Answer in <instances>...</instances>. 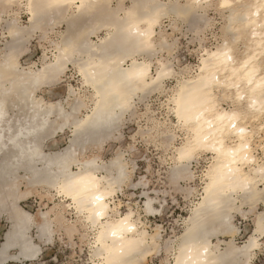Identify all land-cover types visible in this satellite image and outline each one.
Masks as SVG:
<instances>
[{
	"label": "bare ground",
	"instance_id": "bare-ground-1",
	"mask_svg": "<svg viewBox=\"0 0 264 264\" xmlns=\"http://www.w3.org/2000/svg\"><path fill=\"white\" fill-rule=\"evenodd\" d=\"M0 1V29L9 35L0 47V207L9 210L10 224L0 242V264L10 258L18 264L38 259L40 248L26 233L31 225L39 237L42 231H53L46 213L36 222L18 205L24 184L27 192L40 186L55 190L65 209L91 227V264H145L152 249L159 248L157 230L149 233L133 210L119 213L111 205L127 176L122 153L108 162L84 156L118 130L136 97L176 77L174 64L156 57L173 45L163 34L157 39L156 27L170 15L186 18L194 13L204 20L199 9L211 0H131L124 9L121 0L115 6L113 0ZM11 5L23 6L28 16L24 24ZM218 5L229 11L226 32L236 28L230 34L238 35L204 48L194 73L177 78L170 98L187 130L176 147L174 174L192 177L190 160L200 151L211 153L200 199L185 218L172 264H249L264 237V209L255 214L254 228L240 245L233 241L238 229L232 222L234 210L245 216L243 207L264 205V162L253 145L256 128L262 126L253 123L264 114V0H218ZM69 9L73 19L54 43L52 59L36 69L22 66L19 57L27 41L39 30L54 29L55 18L60 22ZM100 29L106 34L92 41ZM238 30H247L241 53L235 52ZM70 64L76 66L81 84L91 89V105L73 88V99H38L35 91L55 83ZM224 100L230 102L228 108ZM65 130L71 133L67 145L44 151L46 142L56 146L57 132ZM153 200L148 195L144 200L148 213L155 212ZM225 235L230 238H220ZM15 244L17 253L9 254Z\"/></svg>",
	"mask_w": 264,
	"mask_h": 264
},
{
	"label": "rangeland",
	"instance_id": "rangeland-1",
	"mask_svg": "<svg viewBox=\"0 0 264 264\" xmlns=\"http://www.w3.org/2000/svg\"><path fill=\"white\" fill-rule=\"evenodd\" d=\"M180 1L185 3V0ZM117 2L118 0H113L111 5L115 6ZM129 4L131 0L119 2L123 9ZM12 7L16 10L21 23L24 24L28 16L23 12V6L13 5ZM228 12V9L218 5V0H211L203 9H199V14L204 20H199L201 16L194 13L189 17L185 15L186 18L174 15L165 17L161 22L162 27H156L158 30L156 37L158 39L163 34L173 45L158 51L156 57L174 64L176 77L164 80L157 90L145 96L136 97L133 109L123 116L118 130L111 134L100 149L90 148L84 156L96 155L99 162H108L117 153H122L127 176L121 189L115 193L111 205H116L119 213L133 210L135 217L142 220V228L146 227L149 233L157 230L155 233L159 237L157 240L159 248L152 249L153 251L145 259V264H172L177 250L176 242L184 228L185 218L189 216L191 209L201 196L203 172L211 161V153L200 151L194 159L190 160L188 168L192 177L174 174L173 170L178 164L176 147L184 140L187 130L178 121L170 98L175 90L177 78L188 77L194 73L204 48H212L223 39L238 35L237 32H234V35L232 32L230 34L232 28L226 32ZM69 13H72V9L65 13L64 19L59 18L60 22L55 18L54 29L47 33V30H39L27 41L26 50L19 57L22 66H31L36 69L43 64L44 59L48 61L52 59L55 51L54 43L60 41L65 35L67 22L73 19L69 17ZM159 27L163 30L162 32L159 31ZM234 29L236 28L232 30L236 31ZM246 31H239L241 35L235 43L237 53H241L244 49ZM41 32H44V37L41 36ZM106 32V29L98 30L91 35V40L96 42ZM7 40L9 35L2 27L0 47ZM155 67L156 58L153 59L152 73H155ZM81 83V76L76 66L70 64L55 83L40 86L35 91V96L44 102L66 101V99L74 98L69 92V88H73L77 95H81L88 105H91V89ZM222 104L228 108L230 102L224 100ZM86 111V108L82 109L84 114ZM10 114H13V111ZM253 124L256 127L262 125L260 129L258 128L259 130L256 128L258 134L254 136L253 145L258 160L264 162V114ZM70 137L71 133L68 130L64 133L59 132L55 138L57 146H50L51 141L48 140L44 145V151L61 150L67 145ZM76 168L73 165V170ZM143 191L147 193L146 196ZM19 193L22 196L18 201L21 208L31 213L36 222L41 219L42 213H46L53 226L52 241L42 245L38 259L28 261L27 264H91L94 231L86 226L73 210L65 209V202L61 201V197L55 190L40 186L27 192L24 184ZM147 195L154 199L155 212L148 213L144 210L143 203ZM243 208L246 210L245 216L235 210L232 213V222L238 229L233 236V241L237 245L242 244L252 232L255 214L262 211L264 205L259 202L252 210L249 206ZM8 226L9 223L2 216L0 242ZM31 234L35 242L39 243L35 238V228ZM220 238L228 240L230 237L225 235ZM213 242L216 243L217 239L213 238ZM223 245L221 243V246ZM7 264H17V262L12 260ZM249 264H264V237L261 239V245L252 254Z\"/></svg>",
	"mask_w": 264,
	"mask_h": 264
},
{
	"label": "crops",
	"instance_id": "crops-1",
	"mask_svg": "<svg viewBox=\"0 0 264 264\" xmlns=\"http://www.w3.org/2000/svg\"><path fill=\"white\" fill-rule=\"evenodd\" d=\"M59 132H60V131L57 132V135L59 134ZM56 146H57V145H56ZM8 213H9V210H8V209L6 210V209L0 207V219L2 218V216H4L5 219L7 220V222L9 223V220H8ZM30 214H31V213H30ZM9 228H10V224H9V226H8V229L4 232V236H3V240H2V241H4V239H5V235H6V232L9 230ZM34 228H35V230H36V236H35V238H36V241L39 242V243H36L35 240H34L33 237H32L31 231H32ZM42 232H43V233L41 234V237H39V236L37 235V228H36L35 225H31L30 229L26 231L27 235L30 236L31 241L34 242L35 244H37V245L39 246V248H40V253H41L42 245H44V244H46V243L52 241V233H49V232H47V231H42ZM52 232H53V231H52ZM50 238H51V239H50ZM18 249H19L18 245L15 244L13 247H10L8 253H9V254L17 253ZM40 253H39V254H40ZM39 254H38V257H39ZM12 260H13L14 262H17V264H18V262H19V261H17L16 259H11V258H10V259H7V263H8V261H12ZM35 260H36V259H35ZM28 261L30 262V261H33V260H25L26 263H27Z\"/></svg>",
	"mask_w": 264,
	"mask_h": 264
}]
</instances>
